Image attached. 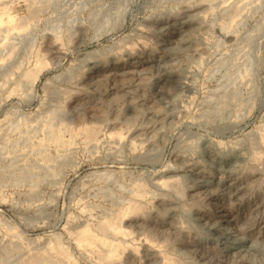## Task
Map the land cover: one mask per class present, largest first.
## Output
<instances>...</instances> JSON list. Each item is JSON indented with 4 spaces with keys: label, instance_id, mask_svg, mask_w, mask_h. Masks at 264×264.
Instances as JSON below:
<instances>
[{
    "label": "rangeland",
    "instance_id": "obj_1",
    "mask_svg": "<svg viewBox=\"0 0 264 264\" xmlns=\"http://www.w3.org/2000/svg\"><path fill=\"white\" fill-rule=\"evenodd\" d=\"M0 264H264V0H0Z\"/></svg>",
    "mask_w": 264,
    "mask_h": 264
}]
</instances>
